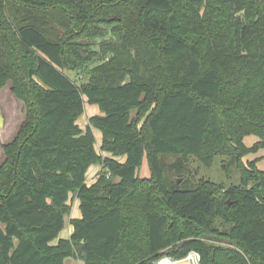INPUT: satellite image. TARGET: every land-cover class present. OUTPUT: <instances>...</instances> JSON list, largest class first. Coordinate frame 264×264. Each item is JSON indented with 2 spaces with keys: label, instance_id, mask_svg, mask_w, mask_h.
Returning a JSON list of instances; mask_svg holds the SVG:
<instances>
[{
  "label": "trees",
  "instance_id": "trees-1",
  "mask_svg": "<svg viewBox=\"0 0 264 264\" xmlns=\"http://www.w3.org/2000/svg\"><path fill=\"white\" fill-rule=\"evenodd\" d=\"M7 83L25 114L1 146L0 264H264V170L242 161L264 150V0H0ZM218 159L236 183L195 180Z\"/></svg>",
  "mask_w": 264,
  "mask_h": 264
},
{
  "label": "rangeland",
  "instance_id": "rangeland-1",
  "mask_svg": "<svg viewBox=\"0 0 264 264\" xmlns=\"http://www.w3.org/2000/svg\"><path fill=\"white\" fill-rule=\"evenodd\" d=\"M70 76V78L72 80H79V77L76 76L75 74L73 73H69L68 74ZM5 88V90H4ZM3 90V91H2ZM2 91V94L0 95V101H8L7 100V97L5 95V93L7 94V96H10L11 99H9V101H13V99H16L14 97V95L11 93L10 91V84L7 83L1 90L0 92ZM6 91V92H5ZM13 97V98H12ZM14 101H17L19 105H21V110L18 109L16 115L20 117V119L24 118V114H25V109H24V105L22 104V102H20L19 100H14ZM7 106L10 107V105H8L7 103ZM135 113L136 112H132V116L134 117L135 116ZM99 114V111H98V108L96 106H90L86 103V100L84 99V113L83 115L79 118L78 120V125L82 128V129H85L88 125V120L91 116L93 115H97ZM14 116H15V113H14ZM93 130V133L95 135V138H96V150L103 156H106V154L104 153H101L99 151V147H100V141H101V134L99 131L95 130V129H92ZM6 138V137H5ZM257 140V138L255 136H248L244 139V144L246 146H252L253 143ZM117 161H122L123 159L122 158H117L116 159ZM259 161L258 163H256V167L259 169V170H264V150H259L257 153H252V154H248L246 155L242 161L243 163H248V162H251V161ZM220 160H216L215 163L210 167V168H205L203 167L201 164H199L198 162L196 161H193L191 164H190V168L192 170L194 169H199V174L196 175V179H210L212 181H215V182H223L225 185H228L230 184L231 182L232 183H236L238 181V176L237 175H232L231 176V180H226L224 177V175L220 172ZM2 164V162L0 163V165ZM100 170V167L99 166H94L92 169H90L88 172H87V175H86V183L88 185L92 184L95 180H96V174L97 172ZM136 174L138 175V177L140 178H149L150 177V173H149V169H148V166H147V162H146V159L144 158L143 161H142V164H141V167L139 168V170L136 172ZM184 178H181V177H178V176H175V175H169L168 178H167V182L168 184H171V183H174V181H176L177 184H180L182 181H183ZM73 208V207H72ZM74 210L75 208H73V210L71 209V213H70V216L67 218V224L65 225V228H64V232H63V235L66 234L67 232V228H69V219L73 218L74 217ZM68 226V227H67ZM62 235V236H63ZM63 238V237H62ZM220 246H223V244H219Z\"/></svg>",
  "mask_w": 264,
  "mask_h": 264
},
{
  "label": "crops",
  "instance_id": "crops-1",
  "mask_svg": "<svg viewBox=\"0 0 264 264\" xmlns=\"http://www.w3.org/2000/svg\"><path fill=\"white\" fill-rule=\"evenodd\" d=\"M4 90H5V88H4ZM2 91L0 92V95L2 94ZM5 96L7 97L8 101H0V163L4 159L1 146L6 144V143H8V142H10L13 139V137L15 136V134L18 131V128H19L20 124L22 123V121L24 119V118L20 119V117L16 115L18 109L21 110V108H22L21 105H19L17 101H14L16 99H13V101H9V99H11V97L7 96L6 93H5L4 97ZM7 103H8V105H10V107L7 106ZM14 113H15V116H14ZM243 142H244V140H243ZM100 143H101V141H100ZM247 147H250V146H247ZM93 167L94 166L90 167L89 170L92 169ZM72 207L75 208V210H74V212H75L74 214L75 215L71 219H79L80 218V212H79V209H78V201H77V199H74L72 201ZM73 208H72V210H73ZM71 219H69V220H71ZM66 221H67V219H66ZM66 224H67V222H66ZM63 232H64V230H63ZM63 232L60 234V237L61 238L62 237L63 238H68L71 235V233H72V226L69 224V228H67V232H66L65 235H63ZM64 263L65 264H83L81 261L74 260V259H66L64 261Z\"/></svg>",
  "mask_w": 264,
  "mask_h": 264
},
{
  "label": "built area",
  "instance_id": "built-area-1",
  "mask_svg": "<svg viewBox=\"0 0 264 264\" xmlns=\"http://www.w3.org/2000/svg\"><path fill=\"white\" fill-rule=\"evenodd\" d=\"M156 264H200V256L198 253L192 251L183 259L174 260L169 257H163L159 259Z\"/></svg>",
  "mask_w": 264,
  "mask_h": 264
}]
</instances>
